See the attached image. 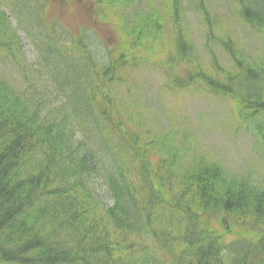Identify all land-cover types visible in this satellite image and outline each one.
I'll return each instance as SVG.
<instances>
[{"label": "trees", "instance_id": "obj_1", "mask_svg": "<svg viewBox=\"0 0 264 264\" xmlns=\"http://www.w3.org/2000/svg\"><path fill=\"white\" fill-rule=\"evenodd\" d=\"M236 3L240 20L264 32V0ZM170 5L175 51L166 67L172 88L196 85L226 99L237 123L264 144V60L243 59L222 41L231 69L215 64L214 73L205 72L185 40L180 0ZM193 10L213 39L200 0ZM132 24L128 54L109 56L101 66L84 39L69 52L57 39L38 47L54 94L81 123L39 122L36 107L25 111L16 98L6 100L10 93L0 81V264H264V185L193 158L171 134L140 136L116 110V75L139 63L141 49L153 51L159 34L153 13ZM10 42L19 47L0 12V51H14ZM164 139L176 142V150L164 153ZM234 230L237 243L227 241Z\"/></svg>", "mask_w": 264, "mask_h": 264}, {"label": "rangeland", "instance_id": "obj_2", "mask_svg": "<svg viewBox=\"0 0 264 264\" xmlns=\"http://www.w3.org/2000/svg\"><path fill=\"white\" fill-rule=\"evenodd\" d=\"M198 1L180 0V21L193 57L205 72L214 73L215 64L224 71L231 69L230 59L219 44L222 41H230L243 59L256 63L264 60V32L240 20L236 0H200L213 29L214 38L209 40L206 25L193 10ZM78 2L83 4L82 10ZM100 2L101 5L99 0L46 1L43 7L40 0H0V12L8 17L20 41L19 47L9 43L14 51L8 54L0 51V81L10 93L6 100L16 98L25 111L36 107L39 122L42 119L56 125L58 119L64 118L66 123H81L71 107L65 106L62 96L54 94L57 88L46 74L48 70L38 47L54 28L63 29L75 38L87 33L88 46L102 58V64L108 54L113 58L127 54L125 42L131 41L128 32L133 27L132 18L153 13L160 20L155 48L138 51L142 55L139 63L125 67L116 75L118 79L111 86L116 110L140 136L162 139L171 134L177 138L178 147L189 148L193 158L203 157L219 164L226 176L238 180L248 176L264 185V144L251 128L245 130L237 123L234 106L196 85L182 90L172 88L166 68L175 51L170 0ZM8 39L12 41L9 35ZM60 45L72 50L68 41ZM175 143L164 139L159 142L160 149L164 153L176 150ZM184 155L186 159L187 154ZM100 191L105 194L106 187ZM105 198L109 200L106 195ZM237 233L234 230L227 241L237 243Z\"/></svg>", "mask_w": 264, "mask_h": 264}]
</instances>
